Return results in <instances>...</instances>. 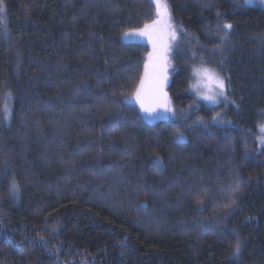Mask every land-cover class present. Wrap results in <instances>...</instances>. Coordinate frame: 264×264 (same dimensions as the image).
I'll use <instances>...</instances> for the list:
<instances>
[{"label":"trees","instance_id":"1","mask_svg":"<svg viewBox=\"0 0 264 264\" xmlns=\"http://www.w3.org/2000/svg\"><path fill=\"white\" fill-rule=\"evenodd\" d=\"M167 4L174 116L150 122L149 47L121 38L151 0H0V264H264V10ZM201 60L228 102L189 92Z\"/></svg>","mask_w":264,"mask_h":264},{"label":"snow or ice","instance_id":"2","mask_svg":"<svg viewBox=\"0 0 264 264\" xmlns=\"http://www.w3.org/2000/svg\"><path fill=\"white\" fill-rule=\"evenodd\" d=\"M249 0H245L248 3ZM264 3V0H260ZM155 6V16L151 23H146L142 28L134 29L124 33L126 38H144L151 45L144 62L143 75L133 94L140 109L149 115L157 113V110L173 112L171 101L166 91L169 79V69H171V52L173 42L176 40L177 29L171 23V15L167 0H151ZM224 29L230 30L231 24L225 23ZM227 33L221 39H226ZM188 90L193 94L197 101H204L212 105L221 102H228L226 79L215 68L207 67L201 60L199 66L191 68V77ZM8 99L11 94H8ZM234 103V102H232ZM5 119H9L11 112L7 104L4 105ZM220 113L212 117L213 121H218ZM223 122V121H220ZM261 135L257 137V142L264 149V123L258 125ZM179 134V133H178ZM11 191L17 190V185L13 182L10 185ZM240 253V242L237 240L233 247L232 255L238 256Z\"/></svg>","mask_w":264,"mask_h":264},{"label":"rangeland","instance_id":"3","mask_svg":"<svg viewBox=\"0 0 264 264\" xmlns=\"http://www.w3.org/2000/svg\"><path fill=\"white\" fill-rule=\"evenodd\" d=\"M243 3L245 5H247V6L258 7V8H261V9L264 10V3H261L260 0H249L248 3H245V0H243ZM127 32H129V31H127ZM121 39H122L123 42H126V43H144V44L148 45L149 52L152 50L151 49V45L144 38H126V37H124V34H123ZM168 83H169V79H168ZM128 101H130L131 103L135 104L140 109L139 104L136 103V101L133 98V96L131 97V99H128ZM140 111H141L142 115L144 116V118L146 120L150 121V122L157 121V120L163 119V118L164 119L170 118L172 116V113H173V112H171V113L170 112H165L163 110H159L158 109L157 110L158 114L157 113H153V114L149 115L148 113L143 112L141 109H140ZM173 116H174V113H173Z\"/></svg>","mask_w":264,"mask_h":264}]
</instances>
